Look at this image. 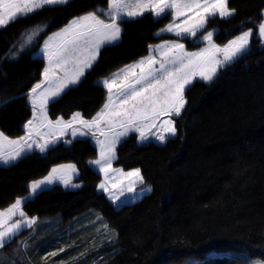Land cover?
<instances>
[{
    "label": "trees",
    "instance_id": "16d2710c",
    "mask_svg": "<svg viewBox=\"0 0 264 264\" xmlns=\"http://www.w3.org/2000/svg\"><path fill=\"white\" fill-rule=\"evenodd\" d=\"M229 5L236 9L235 16L212 19L208 29L217 30L214 39L224 44L251 28V51L221 70L212 84L196 81L186 90L188 104L181 117L175 118L176 138L162 145H141L132 134L116 149L114 167L125 171L140 168L145 186L153 189L142 200L117 209L98 191L102 176L88 163L98 157V152L89 139L75 140L68 146L59 144L46 155L34 152L13 165L0 167V210L16 198L26 197L31 182L43 179L55 166L73 163L79 171L78 190L55 185L25 205L29 216L39 220L61 218L64 225H73L71 233L64 231L67 233L61 241L53 239L37 248L41 249L38 256L54 244L74 241L87 245L93 239L96 257L84 264L264 262V45L255 39L264 0H229ZM106 7L107 0H71L67 6L46 8L0 29L1 132L10 138L25 133L23 126L31 118L26 93L41 78L45 63L34 57L42 39L72 18ZM167 22L145 14L122 24L120 42L101 49L93 68L55 106L50 105L49 115L68 120L80 111L91 119L106 99V90L98 81L147 56L149 45L171 38L156 36ZM37 24L48 25L38 37L41 43L11 58L9 50L15 51L12 46ZM184 43L189 51L203 46L188 40ZM92 212L99 213L117 232L111 243L103 245L90 234L92 230H81L86 227H81L79 220ZM75 232L80 235L77 239H73ZM10 246L0 250L8 253L9 259L2 264L16 261ZM17 250L21 256V247ZM29 257L34 263L40 261L34 253ZM19 259L25 264L22 257Z\"/></svg>",
    "mask_w": 264,
    "mask_h": 264
},
{
    "label": "snow or ice",
    "instance_id": "6c2138e0",
    "mask_svg": "<svg viewBox=\"0 0 264 264\" xmlns=\"http://www.w3.org/2000/svg\"><path fill=\"white\" fill-rule=\"evenodd\" d=\"M70 2L0 0V29L46 8L55 9ZM146 13L158 22L168 20L156 33L158 37L171 34L175 39L149 45L147 56L101 81L106 99L91 119L80 111L68 120L63 116L53 119L49 115L50 105L55 106L81 83L96 64L101 49L120 41L122 24L138 20ZM235 14L236 9L230 7L229 0H107L106 8L72 18L60 30L42 39L39 51L45 63L41 78L26 93L31 118L23 126L25 134L16 139L0 132V164L10 166L35 149L46 153L61 141L69 144L77 137L91 136L98 146V158L88 163L103 175L98 188L114 203L121 201L125 193L135 195L137 186L146 185L145 178L140 168L129 171L113 168L117 145L131 133L138 134L140 143L155 139L166 144L177 137L175 118L181 117L188 104L186 90L197 80L212 84L222 68L237 63L251 51L254 37L251 28L242 30L224 44L217 43L215 30L208 29L210 20H227ZM261 15L255 39L264 45V12ZM47 28V24L33 25L25 31L24 39L12 46L16 50L10 49L8 55L15 59L34 42L39 45L41 41L37 38ZM189 39L203 47L189 51L184 43ZM76 175L75 164L53 167L46 177L31 182L26 197H18L0 210V250L38 224L39 217L29 216L25 211L29 200L57 183L65 188H80V184L72 183ZM152 190L150 186L143 188L147 193ZM103 228L110 231L107 224ZM21 247L27 250V243L21 241ZM63 251L64 248H58L43 259Z\"/></svg>",
    "mask_w": 264,
    "mask_h": 264
},
{
    "label": "rangeland",
    "instance_id": "374dc122",
    "mask_svg": "<svg viewBox=\"0 0 264 264\" xmlns=\"http://www.w3.org/2000/svg\"><path fill=\"white\" fill-rule=\"evenodd\" d=\"M147 14V13H146ZM217 32V30H215V33ZM254 33V31H253ZM43 33H41L42 35ZM165 36H168V37H171L169 39H175V37L171 36V34H165L164 36L162 37H165ZM24 39V34L19 38V40L17 41L16 44H18L19 41H22ZM38 39V38H37ZM190 42H192V40H188ZM120 41H118L116 44H118ZM185 42V41H184ZM35 43V42H34ZM33 43V44H34ZM193 43V42H192ZM116 44H113V45H116ZM186 44V43H185ZM203 45V44H202ZM109 46H112V45H109ZM187 46V44H186ZM30 47V46H29ZM27 47V48H29ZM42 47V46H41ZM107 47V46H106ZM203 47V46H202ZM26 48V49H27ZM25 49V50H26ZM16 50V49H15ZM24 50V51H25ZM196 51V50H194ZM148 54H149V51H148ZM36 58H41V54H40V51H38L36 53V55L34 56ZM123 69V68H122ZM224 68H222L221 70H223ZM220 70V71H221ZM120 71V70H119ZM117 71V72H119ZM219 71V72H220ZM115 72V73H117ZM219 74V73H218ZM113 75H111L110 77H112ZM109 78V77H108ZM104 79H107V78H104ZM103 78L100 79L98 81V85H100L101 87L102 86V83H100L101 81L104 80ZM199 81V80H197ZM203 82V81H201ZM207 84V83H206ZM30 106V105H29ZM25 131V130H24ZM1 132V131H0ZM25 134V133H24ZM132 134H135L137 135L138 137V134L136 133H131L130 135ZM129 135V136H130ZM129 136L125 137V138H122L121 142L128 138ZM10 138V137H9ZM10 139H16V138H10ZM65 139H71V137H65ZM78 139H89L94 145L95 147L97 148V152H98V146L96 145L95 143V140L91 137V136H88V137H77L76 139L74 140H78ZM74 140H71V143L74 141ZM139 141V139H138ZM120 142V143H121ZM150 142H158L156 141L155 139H151L149 141H146L144 143H150ZM69 143V145L71 144ZM119 143V144H120ZM59 144H65L63 141L59 142L58 144H56L55 146L59 145ZM118 144V145H119ZM66 145V144H65ZM117 145V147H118ZM54 147V146H53ZM53 147H50L49 149L53 148ZM116 147V149H117ZM34 152H39L38 149H35L33 150L32 152H29L26 154V156L28 154H31V153H34ZM47 153V152H46ZM46 153H40L42 155H46ZM98 158V157H97ZM116 160V159H115ZM114 160V161H115ZM18 162V161H17ZM16 162V163H17ZM68 164H73V163H68ZM68 164H61V165H68ZM60 166V165H58ZM58 166H55V167H58ZM95 171H97L101 176H102V180H103V175L98 171V169L92 165H90ZM0 167H7L3 164H0ZM113 168L114 167V162H113ZM116 169H120V168H116ZM79 176V171H78V175L74 176L73 178V181L72 183H76V184H79L76 182V179L78 178ZM55 185H60L62 186L65 190H71V191H76L78 190L79 188H71V187H68V188H65L62 184H54L52 186H50L49 188L55 186ZM81 185V184H80ZM30 186V185H29ZM146 187L145 185L144 186H137V189H136V194L133 195V194H127L125 193V195L121 196V201H118V202H113L112 200H110L108 198V195L104 192H102L101 190H99L101 193L105 194V196L108 198V200L110 202L113 203V205L116 207V208H121L122 205H125L127 204L126 202H131V203H137L139 202L140 200H142L144 197H146L147 195H149L150 193H147V192H144L143 191V188ZM99 189V188H98ZM39 193V192H38ZM35 198V197H34ZM32 198V199H34ZM98 217L102 218V216L97 213V212H92L90 213L88 216L84 217V218H81L79 220V222H81V227H86L85 229L81 228V230L85 231L86 233H88V231L92 230L90 232V234H93V235H96L95 236V239L98 238V240L101 241V243L103 245H106V244H109L108 243V240L109 238L110 239H113V238H117V232L113 229H110V231H107L103 228V224H107L106 221L102 218V219H97ZM73 225H64L63 222H62V219L61 218H57V219H51V220H39L38 224L35 226V228L33 230H25L24 232H22L14 241H12L8 246H11L9 247V251L11 252H14V256L16 258V261L15 260H11L9 261L10 264H19V261L20 259L18 260L19 257H22L23 260L22 262L25 263V264H57V262H60V264H72L74 261H78L80 260V258H83L82 260H80L79 264L83 263L84 262H93L95 257H96V248H95V243H94V240L91 239L90 241L87 242V245L86 244H78L74 241H71L70 244H65V243H60V244H54L52 245V247H48L44 253L41 255V256H38L37 253H39L41 251V249H37L41 246H43L44 244L48 243L50 240H53V239H60L59 241H61V238L64 236H66L65 234L67 233H64L65 230H68L69 233H71V228H72ZM97 229H99V231H97ZM76 233V236L73 238V239H77V237H79L80 235L78 234V232H75ZM82 233V232H81ZM83 234V233H82ZM72 235V234H70ZM69 235V236H70ZM60 237V238H58ZM94 237V236H93ZM67 238H63L62 241L66 240ZM21 241H24L27 243V250H24L22 247H21ZM84 243V242H83ZM21 247V249L23 250V253L21 254V256H19V254L17 253V249ZM58 248H64L65 251L63 252H60L57 256L55 257H51L49 256L47 259H43V257L48 253V252H51V251H55L57 250ZM83 249V250H82ZM97 251V250H96ZM34 253V257L35 255H37V258L40 260L39 262L37 263H34L35 260L31 259L29 256L30 254L33 255ZM36 253V254H35ZM81 253H83L84 255H81ZM8 253L5 254V253H0V264H2L3 262L2 261H5V260H9L7 259ZM29 255V256H28ZM20 264H21V261H20ZM198 264V263H197ZM258 264V262L256 263ZM259 264H264V262H260L259 261Z\"/></svg>",
    "mask_w": 264,
    "mask_h": 264
},
{
    "label": "crops",
    "instance_id": "0c3cea01",
    "mask_svg": "<svg viewBox=\"0 0 264 264\" xmlns=\"http://www.w3.org/2000/svg\"><path fill=\"white\" fill-rule=\"evenodd\" d=\"M140 143V142H139ZM155 143H158V144H160L159 142H155ZM140 144H146V143H140ZM114 163H115V161H114ZM100 190V189H99ZM132 202V201H131ZM131 202H126V203H131Z\"/></svg>",
    "mask_w": 264,
    "mask_h": 264
},
{
    "label": "water",
    "instance_id": "95a60500",
    "mask_svg": "<svg viewBox=\"0 0 264 264\" xmlns=\"http://www.w3.org/2000/svg\"><path fill=\"white\" fill-rule=\"evenodd\" d=\"M7 102H9V101H7Z\"/></svg>",
    "mask_w": 264,
    "mask_h": 264
}]
</instances>
